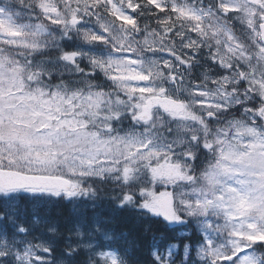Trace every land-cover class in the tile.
I'll list each match as a JSON object with an SVG mask.
<instances>
[{
	"label": "snow or ice",
	"instance_id": "6c2138e0",
	"mask_svg": "<svg viewBox=\"0 0 264 264\" xmlns=\"http://www.w3.org/2000/svg\"><path fill=\"white\" fill-rule=\"evenodd\" d=\"M0 264H264V0H0Z\"/></svg>",
	"mask_w": 264,
	"mask_h": 264
},
{
	"label": "trees",
	"instance_id": "16d2710c",
	"mask_svg": "<svg viewBox=\"0 0 264 264\" xmlns=\"http://www.w3.org/2000/svg\"><path fill=\"white\" fill-rule=\"evenodd\" d=\"M50 205L49 209L43 211V208L40 210V215L43 213V217L45 219H51L58 221L61 225V227L64 226V224L72 219L71 213L68 209V203H53V202H46ZM20 205L22 208H26L28 204L24 203V200L20 201ZM43 211V212H41Z\"/></svg>",
	"mask_w": 264,
	"mask_h": 264
},
{
	"label": "rangeland",
	"instance_id": "374dc122",
	"mask_svg": "<svg viewBox=\"0 0 264 264\" xmlns=\"http://www.w3.org/2000/svg\"><path fill=\"white\" fill-rule=\"evenodd\" d=\"M24 203H26V204H31L32 201L24 200ZM41 203H42V202H41ZM78 207H79V206H74V205H72V208L74 209L75 214H76V209H77Z\"/></svg>",
	"mask_w": 264,
	"mask_h": 264
}]
</instances>
